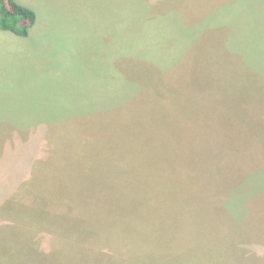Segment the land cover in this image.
Segmentation results:
<instances>
[{
  "label": "rangeland",
  "instance_id": "1",
  "mask_svg": "<svg viewBox=\"0 0 264 264\" xmlns=\"http://www.w3.org/2000/svg\"><path fill=\"white\" fill-rule=\"evenodd\" d=\"M23 2L0 264H264V0Z\"/></svg>",
  "mask_w": 264,
  "mask_h": 264
},
{
  "label": "trees",
  "instance_id": "2",
  "mask_svg": "<svg viewBox=\"0 0 264 264\" xmlns=\"http://www.w3.org/2000/svg\"><path fill=\"white\" fill-rule=\"evenodd\" d=\"M35 21L36 15L33 10L15 0H0L1 31L11 32L17 37L26 38Z\"/></svg>",
  "mask_w": 264,
  "mask_h": 264
},
{
  "label": "crops",
  "instance_id": "3",
  "mask_svg": "<svg viewBox=\"0 0 264 264\" xmlns=\"http://www.w3.org/2000/svg\"><path fill=\"white\" fill-rule=\"evenodd\" d=\"M15 1H16L17 3L23 5V6L27 7V8H29V7L32 8V6H33V5H32L33 2H32V3H29V2H26V3H25V2H23L24 0H15ZM37 20H38V19H37V16H36L35 24L30 28V30H29V35H28V37H26V39L30 38V35H31V32H30V31H31L32 29H34V28L37 26V24H38ZM36 23H37V24H36ZM2 34H3V33H0V37L3 36ZM7 34H9L8 32L6 33V36H9V35H7ZM6 38H7V37H6ZM18 38H21V37H18Z\"/></svg>",
  "mask_w": 264,
  "mask_h": 264
}]
</instances>
